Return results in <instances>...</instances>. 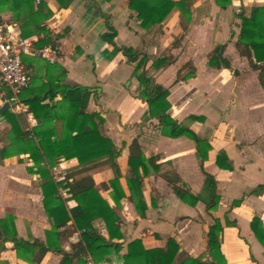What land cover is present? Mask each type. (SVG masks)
I'll return each instance as SVG.
<instances>
[{"label": "crops", "instance_id": "0c3cea01", "mask_svg": "<svg viewBox=\"0 0 264 264\" xmlns=\"http://www.w3.org/2000/svg\"><path fill=\"white\" fill-rule=\"evenodd\" d=\"M261 6L264 0H231L226 9L217 7L213 0H193L192 18L183 33L177 10L160 25L142 29L137 13L128 8V0H0V22L9 27L12 38L32 42L31 54L22 56V61L34 79L33 85L50 79L61 86L92 91L86 112L100 115L108 136L120 151L116 163L126 197L129 194L125 175L132 141H137L146 158L157 157L156 167H150L147 175L143 176L139 169L147 207L144 217H139L127 198L120 203V255L126 253L127 245L134 240H140L145 249H155L164 248L166 240L171 238L179 246L177 260L183 257L209 260L206 233L214 217L223 225L220 245L226 264H264V249L249 227L254 216L264 227V189L251 192L264 185V85L258 83L257 71L251 69L235 48L240 25L235 15L248 17L251 8ZM107 25L116 31L113 41L117 47L133 48L147 56V74L169 91L171 118L208 139L210 150L202 168L191 140L160 134L158 117H149L147 105L137 97L140 85L137 74L133 73V64L127 63L121 52L107 59L112 47L101 39ZM39 28L44 31L40 32ZM50 34H62L56 42L58 56L54 64L40 59L37 51L41 48L35 46ZM217 44H225L224 57L232 70L207 68V55ZM164 53L171 55V63L158 70L152 68V63ZM185 64L190 68L181 70L180 75L193 68L195 76L176 82L178 71ZM4 96L0 95V106L6 100ZM60 100V96L54 99ZM8 111L15 113L11 108ZM19 115L25 131L37 125L33 117V121H28L26 115ZM189 116L202 117L204 121L189 122ZM2 120L0 125L5 134L9 127L4 117ZM220 151L225 152L232 170L216 165ZM104 161L105 158L98 160L102 165L90 173L96 186L106 185L114 178L112 169ZM33 166L26 154L1 160L0 220L12 215L19 238L45 243L51 225L42 206L40 176L27 170ZM77 166L76 159H60L54 168L70 172ZM203 171L214 177L219 195L217 210L211 213L202 202L195 206L181 202L164 178L168 173H175L195 195L202 189ZM110 191V188H101L99 194L113 207ZM58 192L66 200L68 209L76 206L67 190L60 187ZM236 200L241 203L232 206ZM225 216L235 226H225ZM94 225L107 239L102 221L96 220ZM59 231H66L60 246L65 253H70L80 239L79 231L72 221ZM4 247L0 251V264H28L17 257L10 243ZM61 258L60 254L47 252L40 264H59ZM112 258V262L121 264L115 256Z\"/></svg>", "mask_w": 264, "mask_h": 264}, {"label": "trees", "instance_id": "16d2710c", "mask_svg": "<svg viewBox=\"0 0 264 264\" xmlns=\"http://www.w3.org/2000/svg\"><path fill=\"white\" fill-rule=\"evenodd\" d=\"M110 1V0H105ZM193 0H128V8L137 13L139 25L144 30L160 25L173 10L180 13V28L183 33L188 30L192 18ZM217 7L226 9L231 0H213ZM40 3V2H39ZM239 32L236 36L235 48L239 55L244 57L251 69L257 71L258 83L264 85V6L253 7L248 17L239 15ZM40 32L44 28H39ZM116 31L107 25V32L101 39L108 43L112 50L107 59L121 52L127 63L133 64V73L137 74L140 85L138 99L147 105L148 115L151 118L158 117L160 134L168 138L186 137L191 140L196 149V157L202 168L207 159L210 145L207 138L197 136L186 124L180 123L169 115L170 104L167 100L169 91L167 88L155 83L147 74L145 65L147 56L139 50L128 47H117L114 43ZM62 34L38 40L37 48L47 45L56 47V42ZM225 44H217L207 55L206 66L208 69L232 70L229 60L224 57ZM172 61L171 55L164 53L153 63L152 68L158 70L167 67ZM178 71L177 81H185L195 76V69L191 68L183 76ZM237 75V71H233ZM64 77V72L61 79ZM60 82V79H56ZM31 78L29 86L20 94L22 103L27 106L28 112L36 120L37 125L29 131H25L23 120L19 114L9 111L4 112L3 117L9 125L8 141L6 147L0 148V162L2 159L15 154H26L34 164L28 168V172L38 174L42 181V206L49 220L51 229L46 232V241L32 243L17 236L14 217L6 215L0 220V251L4 250V244L10 243L19 259L28 264H40L47 252H53L62 256L59 264H85L89 257L96 263L110 262L115 256L121 264H226L221 252L220 236L223 230L221 221L211 217V224L206 233L207 251L209 260L201 258L183 257L177 260L179 246L175 240L168 238L164 248L145 249L140 240L130 242L126 247V253L120 255L122 239L120 232V216L118 209L123 199L127 198L133 203L136 213L143 218L147 209L142 195V177L147 175L150 167H156V156L146 158L141 152L137 141L133 140L129 146L127 170L125 175L128 197H126L119 179L121 172L116 163L120 151L114 146L105 128V121L97 113H87L86 108L92 91L88 88L61 86L55 81L48 80L33 85ZM6 92L3 98H7ZM60 96L61 100L54 99ZM46 100H50L44 103ZM189 122H203L204 118L189 116ZM59 123V125H57ZM55 138V140H53ZM105 158L104 164L110 166L114 178L108 184L96 186L90 173L102 165L98 160ZM60 159H76V169L66 172V177L61 182H55L50 169L55 167ZM216 165L223 170H232L231 163L225 152L220 151L216 156ZM36 168V170H33ZM204 183L198 194H192L187 186L175 173L164 175L171 187L173 194L183 203L195 206L202 202L208 213L217 210L219 195L217 194L214 177L203 171ZM67 190L70 198L76 206L68 209L66 200L58 192V188ZM110 188V198L114 206L111 207L103 199L99 190ZM264 185L257 186L251 192L262 191ZM241 200L233 201L232 206H238ZM101 220L106 230V239L94 225V221ZM72 221L74 228L79 231L80 239L71 247L70 253H65L60 242L66 237L65 228ZM225 226H235L224 217ZM250 230L257 242L264 249V227L262 221L254 216L250 221ZM73 251L76 255H73Z\"/></svg>", "mask_w": 264, "mask_h": 264}, {"label": "built area", "instance_id": "2783aa9c", "mask_svg": "<svg viewBox=\"0 0 264 264\" xmlns=\"http://www.w3.org/2000/svg\"><path fill=\"white\" fill-rule=\"evenodd\" d=\"M32 52V42L29 39H13L11 31L7 25L0 22V95L6 92L9 96L6 102L10 108L18 114H24L28 121L32 120V115L28 112L20 98V94L29 86L31 75L22 61V56ZM37 56L49 64L57 61L58 51L53 46H45L37 51ZM31 115V116H30ZM52 179L61 182L66 177L63 169L52 168ZM85 264H113L110 262L96 263L87 258Z\"/></svg>", "mask_w": 264, "mask_h": 264}, {"label": "rangeland", "instance_id": "374dc122", "mask_svg": "<svg viewBox=\"0 0 264 264\" xmlns=\"http://www.w3.org/2000/svg\"><path fill=\"white\" fill-rule=\"evenodd\" d=\"M235 18L239 20V15L236 14V15H235ZM189 68H190V66H188V69H189ZM2 121H3V120H1V122H2ZM8 127H9V125H8ZM27 127H28V125H27ZM2 129H3V126L0 125V145H2V147H6V146H8V144H9V141H8V138H7L8 133H9V130H7V131L5 132V134H4L3 131H2ZM30 130H31V129H30ZM28 131H29V130H28ZM2 147H1V148H2ZM21 155H23V154H21ZM14 156H20V155H19V154H15V155H11V156H9V157H6V158H4V159L10 158V157H14ZM112 260H113V258H111L110 263L115 264L114 262H112Z\"/></svg>", "mask_w": 264, "mask_h": 264}, {"label": "water", "instance_id": "95a60500", "mask_svg": "<svg viewBox=\"0 0 264 264\" xmlns=\"http://www.w3.org/2000/svg\"><path fill=\"white\" fill-rule=\"evenodd\" d=\"M10 108L9 103L8 102H4L2 103V105L0 106V121L3 119V114L4 112L8 111Z\"/></svg>", "mask_w": 264, "mask_h": 264}]
</instances>
